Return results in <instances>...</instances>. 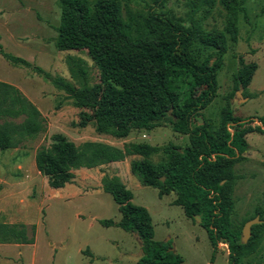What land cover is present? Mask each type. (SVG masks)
I'll use <instances>...</instances> for the list:
<instances>
[{"label":"trees","instance_id":"1","mask_svg":"<svg viewBox=\"0 0 264 264\" xmlns=\"http://www.w3.org/2000/svg\"><path fill=\"white\" fill-rule=\"evenodd\" d=\"M129 1L57 0L59 22L54 47L85 50L98 70L97 83L76 88L39 67L32 69L63 90L76 106L89 110L81 113V126L92 121L97 133L121 139L133 129L154 128L168 114L170 128L186 135L187 144H74L55 134L49 144L35 149V168L50 188H60L71 181L78 168L137 155L139 159L130 161L131 173L143 185L155 188L158 195L172 192V204L205 230L213 253L217 244L224 242L227 264H243L242 259L258 249L264 217L259 216L258 222L250 226V236L241 243V225L253 216L239 223L232 221L236 180L233 165L247 148L245 135L253 131L264 135V129L251 126L252 119L234 116L228 100L219 110L216 126L212 127L200 110L215 96L216 72L227 46L223 31L205 30L202 19L218 4L225 13L224 30L236 40L244 0H186L184 17L163 10L166 0H152L159 3L157 10L149 6L145 10L133 9ZM193 43L216 50V59L196 60L191 50ZM0 54L14 65L31 66L11 53L0 50ZM255 69V63L239 60L233 75L235 87L245 88ZM198 116L201 121L196 123ZM255 120L264 127V117ZM42 130L43 120L35 105L13 85L0 81V149L21 147ZM159 151L162 159L149 160ZM101 189L111 196L120 217L117 222L100 219L99 223L137 234L141 254L136 264L182 263L169 241L153 239L148 211L131 202L130 190L117 176L102 177ZM33 234V225L27 228L22 223L0 222V243H31Z\"/></svg>","mask_w":264,"mask_h":264},{"label":"rangeland","instance_id":"2","mask_svg":"<svg viewBox=\"0 0 264 264\" xmlns=\"http://www.w3.org/2000/svg\"><path fill=\"white\" fill-rule=\"evenodd\" d=\"M128 4L130 8L140 10H145L147 6L155 10L159 7V3H153L152 0H130ZM243 5L244 13L237 22L236 40H232L224 30L225 13L218 4L202 19L205 30L223 31L227 45L220 56L216 72L215 96L200 110L201 116L208 119L212 127L218 124L219 110L228 100L234 116L252 119L251 126L259 125L264 129L255 120L264 117V0H244ZM162 9L184 17L187 11L186 0H166ZM58 22L57 0H0V50L18 56L31 65H14L0 54V81L13 85L32 102L43 120V130L23 146L0 149V178L21 174L22 170L17 169L16 162L19 161L23 169H26L29 154L35 152L38 146L49 144L55 134L62 135L74 144L82 141H99L114 146H121L124 142H144L157 147L170 143L180 147L187 144L186 135L170 128L168 114L154 128L133 129L121 139L97 133L92 121L84 126L78 124L81 113H89V110L76 106L63 90L55 88L32 69L39 67L50 76L60 77L76 88L98 82V70L85 50H57L54 47ZM191 50L198 61L205 58L211 61L216 59V50L212 48L193 43ZM239 60L256 64L248 85L241 89L240 86L235 87L233 82ZM196 119V123L201 121L200 116ZM245 140L247 148L233 165L236 180L231 218L235 223L251 216L257 220L259 216L264 217V135L249 132L245 135ZM160 159L161 151L149 156V160L153 162ZM47 189L51 188L46 184L42 205H38V199H30L26 208L27 220L36 223L38 229L34 234L38 264H78L80 256L75 250L82 244H88L89 248L98 246L96 252H105L107 255L106 258H95L92 264H110L107 258L112 260L111 264H131L126 259L120 260L117 254L132 244L128 236L124 241L122 235L118 234L124 231L98 223L100 219L119 218L116 204L108 193L99 191L85 203L86 212L79 217L81 220L74 221L72 213L77 209L76 206H81V202H63L56 195H50ZM129 190L133 198L131 202L146 206L149 210L153 239L169 241L172 250L182 258L181 264L220 263L221 255L213 253L205 230L186 218L179 206L171 203L174 198L172 192L158 195L155 188L142 185L131 186ZM257 210L260 214L256 213ZM245 222L242 223L240 232ZM101 238L116 240V246L106 249L103 244H99L105 241ZM259 240L258 249L243 258V264H264V232L259 234ZM219 248L223 247L220 245ZM31 250L32 246L23 247L22 263H25ZM82 254V257L88 259L86 253ZM223 262H227L226 255Z\"/></svg>","mask_w":264,"mask_h":264},{"label":"crops","instance_id":"3","mask_svg":"<svg viewBox=\"0 0 264 264\" xmlns=\"http://www.w3.org/2000/svg\"><path fill=\"white\" fill-rule=\"evenodd\" d=\"M28 157L30 158V160L28 162L26 169L25 168L23 169L19 161L16 162L17 169L22 170L21 174H18L17 176L14 175L13 177L0 178V222L9 223V224L22 223L27 228L30 227V225H33L34 234H35L38 230L37 225L36 223H32L31 221L27 220L28 214L26 208L29 205L28 201L30 199H34V200L38 199V205L43 204L44 202L43 189H44V185L46 186L47 183H46V179H44V176H42L35 168L34 151L30 153ZM136 158L138 159L139 157L137 155H128L124 157V159L119 161L109 162L91 168H83V167L78 168L73 171V178L71 179L70 182L65 183L60 188H51L47 190L50 193V195H56L57 198L63 202H71V201L81 202V206H76L77 209H75V211L72 213L73 220L74 221L79 220L80 219L79 217L83 214V212H86L84 209L85 203L90 201L91 198L96 194H98L99 191H102L101 179L105 175L117 176L119 180L128 189L131 186H137V185L146 186L143 185L138 179V177L132 174L130 171L129 168L130 161ZM132 199L133 198L131 197V201ZM146 209L147 211H149L147 207ZM92 218L95 219L94 216H92ZM118 220H112V221L117 222ZM111 226H113L114 228L117 227L115 225H111ZM34 234L31 243H0V264H38L37 249L35 244L36 235ZM118 234H120V236L122 235L124 241L127 240L126 236H128V238L132 241V244H130L129 247H126V250L122 252L118 251L117 253L118 258L120 260L126 259L131 264H136L141 254L140 240L137 234L128 231L126 232L124 231V233H118ZM101 239L105 241L100 242L99 244H103V246L106 249L107 247L110 248V246L111 248L113 246H116V242H117L116 240H110L107 238L105 239L101 238ZM61 243H64V241H61ZM82 245L83 246L78 245L75 250L76 254L80 256L78 264H92L95 258L107 257V255H105V252L104 253L96 252L98 251V249L96 250L98 246H95L94 248L93 247L89 248L88 244H82ZM220 245L223 247L222 249L219 248ZM220 245H218V248H216L215 254L221 255L219 264H227V262L225 263L223 262V257L225 255L227 256L226 244L221 243ZM24 246H32V250L29 253L27 260H25V263H22L21 255ZM132 248H134V250H132ZM82 253H86L88 259L82 257L83 255ZM107 259H108V263L111 264L112 260L111 259L109 260V258ZM15 261H17L18 263H16Z\"/></svg>","mask_w":264,"mask_h":264},{"label":"water","instance_id":"4","mask_svg":"<svg viewBox=\"0 0 264 264\" xmlns=\"http://www.w3.org/2000/svg\"><path fill=\"white\" fill-rule=\"evenodd\" d=\"M239 89H241V86L239 87ZM239 96V95H238ZM160 180L162 181L163 180V177H160ZM198 221V220H197ZM258 222L257 219L253 218V219H250V220H247L243 227H242V231L240 232V242L241 243H245L246 240H247V237L250 235V231H249V226L253 223H256ZM139 238V237H138ZM140 240V239H139ZM172 249V248H171Z\"/></svg>","mask_w":264,"mask_h":264},{"label":"built area","instance_id":"5","mask_svg":"<svg viewBox=\"0 0 264 264\" xmlns=\"http://www.w3.org/2000/svg\"><path fill=\"white\" fill-rule=\"evenodd\" d=\"M221 243L223 244L224 242H219L218 245H220ZM224 244H225V243H224Z\"/></svg>","mask_w":264,"mask_h":264}]
</instances>
